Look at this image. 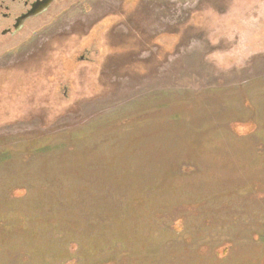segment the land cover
I'll return each mask as SVG.
<instances>
[{
	"label": "rangeland",
	"instance_id": "374dc122",
	"mask_svg": "<svg viewBox=\"0 0 264 264\" xmlns=\"http://www.w3.org/2000/svg\"><path fill=\"white\" fill-rule=\"evenodd\" d=\"M41 26L0 51V264H264V0Z\"/></svg>",
	"mask_w": 264,
	"mask_h": 264
},
{
	"label": "flooded vegetation",
	"instance_id": "af4514ba",
	"mask_svg": "<svg viewBox=\"0 0 264 264\" xmlns=\"http://www.w3.org/2000/svg\"><path fill=\"white\" fill-rule=\"evenodd\" d=\"M69 1L74 0H0V51L33 46L34 35L42 29L41 24ZM81 59L91 62V49H85Z\"/></svg>",
	"mask_w": 264,
	"mask_h": 264
},
{
	"label": "trees",
	"instance_id": "16d2710c",
	"mask_svg": "<svg viewBox=\"0 0 264 264\" xmlns=\"http://www.w3.org/2000/svg\"><path fill=\"white\" fill-rule=\"evenodd\" d=\"M14 194L17 195V196H22V195H24L23 191H20V190H16V191L14 192ZM139 200L143 202V200H141V199H139Z\"/></svg>",
	"mask_w": 264,
	"mask_h": 264
}]
</instances>
